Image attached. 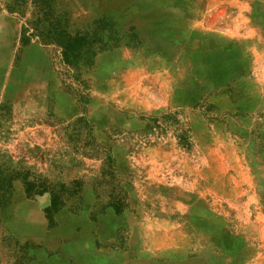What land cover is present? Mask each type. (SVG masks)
<instances>
[{"label":"rangeland","instance_id":"1","mask_svg":"<svg viewBox=\"0 0 264 264\" xmlns=\"http://www.w3.org/2000/svg\"><path fill=\"white\" fill-rule=\"evenodd\" d=\"M0 167L21 264H264V0H0Z\"/></svg>","mask_w":264,"mask_h":264},{"label":"trees","instance_id":"2","mask_svg":"<svg viewBox=\"0 0 264 264\" xmlns=\"http://www.w3.org/2000/svg\"><path fill=\"white\" fill-rule=\"evenodd\" d=\"M76 45V40L68 39L67 44L63 47L62 57L67 60L73 53ZM19 181L23 187L26 198H33L35 196H42L44 193H48L50 196L49 206L45 209L46 213L53 216L65 207L66 201L69 199V195L74 194V187H68L62 183H52L46 185V182H40L38 178L31 175L28 171L11 170L0 167V228H2V216L4 209L10 204V199L15 190L14 183ZM45 187V188H43ZM0 243L2 245L8 243L13 245L15 249L11 252L18 253L15 257L14 264H21L25 259L26 243L20 245L17 238L6 235L4 229L0 232ZM17 251V252H16Z\"/></svg>","mask_w":264,"mask_h":264}]
</instances>
